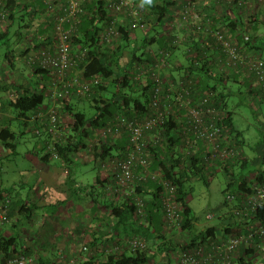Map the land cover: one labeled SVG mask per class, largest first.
Masks as SVG:
<instances>
[{
	"label": "trees",
	"instance_id": "obj_1",
	"mask_svg": "<svg viewBox=\"0 0 264 264\" xmlns=\"http://www.w3.org/2000/svg\"><path fill=\"white\" fill-rule=\"evenodd\" d=\"M35 1L37 7L34 5L32 7L25 0H0L1 3L5 4L4 9L7 11L4 19L1 18L0 14V27H8V29L0 30V40L9 41L10 28L19 17L24 19L25 16H29V21L15 30L14 33L18 37L23 34L21 28L31 27V18L34 15L40 19L38 10L41 7L46 8V5L43 0ZM218 1L219 3L210 5L211 10L220 11L219 17L215 15L217 24L221 22L230 33L236 34L239 38H242L243 34H249L250 40L247 44L262 50L264 42L259 39L260 34L257 35L248 25L261 23L264 26V8L261 11L256 10L260 14L259 16H251L248 21H244L238 15L237 6L235 9L230 8L232 10L228 12L227 10L232 7V4L227 0ZM105 2L106 0H85L83 2L79 28L71 39L76 49L82 48L87 51L86 58L81 61L84 76L99 75L101 76V82L89 94L81 97L82 99L79 102L63 100L59 103V108L64 115L69 116L70 121L65 131L66 141L64 144H59L57 148L58 158L53 157L47 151L46 142L50 136H46L43 146L37 152L44 161L51 158L55 160L62 159L68 163L71 162V156L80 150H87L99 159L122 155L128 146L127 140L123 139L125 133L117 137L108 134L103 138L99 131L105 128L107 124L114 122L119 114L135 118L153 112L151 100L153 82L150 74L140 78H137V74L140 70L139 67L145 69L156 61V54L154 53L156 48H171V57L164 69L165 75L177 78L186 73L197 74V91L193 92V98L195 99L197 95L205 91L214 93L215 102L218 105L221 104L226 110L223 120L224 134L242 153L238 159L232 161L217 160L208 164L204 155L210 143L199 140V148L188 159H184V146L179 130L181 122L184 120L185 111L182 109L176 108L174 113L179 116L175 117L171 113L165 124L159 127L157 131L159 132V140L155 144H150L149 147L150 168L152 171H161L166 179L176 184V200L181 207L182 214L180 228L182 231H191L194 227L195 218L193 209L188 202L187 179L198 176L206 180L205 172L212 175L216 171L222 170L229 179L226 191L233 185L234 180L238 181V189L235 193L237 199H240L241 193L251 188L255 183L264 186V125L261 138L253 147L255 153L250 156L243 149L244 139L241 131L235 126L228 102V95L231 93V90H228L230 81L239 85L244 84L246 81L243 83L244 80H241L238 75L223 76L218 73H210V69L206 68L205 64H197L202 56L200 50L195 48L199 38L194 37L193 34L187 33L184 35L183 25L180 28L175 24L171 25L172 27H165V18L167 15H171L175 9L174 0L141 1V4H143L141 5L143 9L142 20L147 23L148 28L144 31L135 30L131 29L129 25L121 23L118 25L121 35L112 45L104 44L101 38V31L109 24L112 15ZM46 19L48 20L46 26L48 24L47 27H51L52 18L51 20ZM44 27H37L35 32L44 35L55 33L54 29L48 32V30L45 31L46 28L44 29ZM36 33H32V36H35ZM49 39L50 37L47 36L48 41ZM175 41L178 42L177 45H174ZM37 44L41 46L43 42ZM181 48H183L182 51H180ZM18 52H15L11 59L6 56V63L12 67V62L17 55L22 58L24 65L29 69V73L32 71L37 75H47V70L38 67L36 64H33V66L27 65L22 56L25 53ZM177 52L178 59H176ZM174 72L179 75L174 76ZM26 77L27 82L22 80L8 83L0 82V110L2 113L5 111L0 127V144L4 149L15 150L19 137L24 133L11 128L13 121H19L24 127H29L32 112L46 103L45 90L47 86L44 85L45 89L40 90L37 86L41 84L37 80L30 79L29 75ZM251 78L255 79L254 77ZM253 83V80L248 79V83L242 86H245L250 93L254 94L256 100L261 104L264 102V87L254 86ZM3 92L5 95L2 97L1 93ZM80 103L83 105L88 104L89 108L95 111L91 113L85 108H80ZM253 106L256 111L259 110L256 103ZM163 190L164 187L160 182V177H147L146 179L137 180L136 192L144 197L146 205V213L143 218L137 215L136 203L132 195L117 196L119 201L110 205L111 224L109 231L111 232L110 235H113L111 240H113L114 235V239L117 237L120 240L128 237L126 243L120 241L119 248L110 251H107L109 244H106L102 247L99 255L84 252L83 258L77 260L76 264H150L158 255L165 258L166 264H174L175 260L172 256L183 249H191L209 236L217 235L214 232V227H208L194 235L190 241L174 236L178 234L177 229L172 230L168 237L166 232L163 231L166 226L161 202ZM11 192V188L0 187V200L5 197L11 199L9 214L14 217L18 212L17 208H21L22 205L18 199L14 200L12 198ZM230 217L231 220L228 223L230 225L225 228L226 234L239 233L235 229L239 227L240 222L232 213ZM253 219L254 221H261L264 225V203L256 209ZM18 233L5 235L0 232V264L5 263L11 256L22 252L32 255L22 244L20 245V233ZM132 235L144 237L148 242L147 248L133 250L129 241ZM93 242L96 244L95 241ZM239 248L236 263L255 264L253 263V249L245 246ZM34 257L37 258V264H43L42 259H40V262L38 256L35 255Z\"/></svg>",
	"mask_w": 264,
	"mask_h": 264
},
{
	"label": "built area",
	"instance_id": "obj_2",
	"mask_svg": "<svg viewBox=\"0 0 264 264\" xmlns=\"http://www.w3.org/2000/svg\"><path fill=\"white\" fill-rule=\"evenodd\" d=\"M46 12L40 19L48 21L52 18L54 34L26 37L23 43L18 42L17 53L23 52V59L29 66L36 64L47 70L50 75L45 90L48 102L35 109L30 118L32 130L37 136H50L46 142L47 151L58 158V145L66 141L65 131L70 121L59 108L63 100H72L89 94L101 82V76L85 77L81 69V61L87 56L86 49H76L71 41L79 28L80 16L85 0H43ZM143 0H106L105 5L112 13L109 24L101 31L104 44H113L120 35L119 24L129 25L131 29L146 30L147 23L142 20L143 9L139 2ZM232 7L249 9L250 16H257L260 7L264 8V0H227ZM219 3L218 0H181L178 7L165 18V27L183 25L184 35L193 34L199 38L196 49L202 54L197 64L206 65L210 73L223 76L238 75L241 80L246 77L253 80L254 86L264 87V58L261 50L248 45L249 34L239 38L230 33L221 22L217 24L216 17L220 11L211 10L210 5ZM5 4L0 2L1 18L6 17ZM232 8V9H230ZM226 12V11H225ZM216 15V17H215ZM215 17V18H214ZM37 18V17H36ZM1 19V20H3ZM51 30H48L50 32ZM36 36V37H37ZM47 36L50 37L49 41ZM46 39V40H45ZM179 40V38H178ZM45 43V44H44ZM177 41L174 45H177ZM171 48H157L154 50L156 61L143 69L139 67L137 78L150 74L152 79V107L153 112L143 117L129 118L123 114L107 124L99 131L101 137L108 134L114 137L125 133L123 139L128 146L122 155L109 156L100 160V167L110 172L113 184L109 190L115 196L132 195L136 203L137 215L145 217L146 205L144 197L136 192L137 180L147 177H160L163 184L162 210L166 222V231L179 229L182 222L181 207L176 200L177 186L166 179L161 171L150 168V144L159 140V127L167 121L176 108L184 110L179 128L183 141V158L199 148L198 141L210 143L204 158L208 164L217 160L232 161L238 159L242 153L225 136L223 120L226 110L215 102L214 93L205 91L193 98L197 91V74L186 73L177 78L165 75L171 57ZM254 77L255 79L251 78ZM40 90L44 85L37 86ZM3 114L0 110V127ZM179 121V119H178ZM226 201L235 203L232 214L240 222L235 231L239 233H225L224 235L209 236L191 249H183L172 256L174 264H237L236 259L241 246L253 249V263L264 264V225L261 221H254L253 214L264 203V186L254 184L241 193L240 199L236 195L227 193ZM11 199L5 197L0 200V229L10 223L13 217L9 214ZM210 214L209 217H213ZM241 227V228H240ZM130 247L133 250H144L148 246L147 240L140 235H132ZM119 248L116 244H109L107 251ZM82 252H89L88 246L82 244ZM2 264H37V258L25 252L11 256Z\"/></svg>",
	"mask_w": 264,
	"mask_h": 264
},
{
	"label": "crops",
	"instance_id": "obj_3",
	"mask_svg": "<svg viewBox=\"0 0 264 264\" xmlns=\"http://www.w3.org/2000/svg\"><path fill=\"white\" fill-rule=\"evenodd\" d=\"M174 1L176 9L181 0ZM25 2L30 3L32 7H37L35 0H25ZM139 3L141 4V2ZM262 9V7L259 8L260 11ZM236 10L244 21H248V18L251 17L247 12L249 9L240 6ZM38 11L40 17V13L44 15L46 8L41 7ZM259 15L257 14V16ZM248 26L257 35L260 34L259 39L264 42V26L261 23H252ZM182 50L183 48L180 49V51ZM261 51L264 55V46ZM178 52L176 59H178ZM174 76H178V74L175 73ZM29 77L39 81V76L32 71L29 73ZM248 79L250 78L246 77L243 83L246 82L242 85H246ZM49 80L51 79L49 78ZM74 99L75 101L71 102H79L82 98ZM45 139L46 136L39 137L35 145L29 147L25 146L26 138L21 136L15 150L4 149L0 144V187L11 188L12 191L15 188L23 192L17 191L19 193L17 199L21 202L22 207L17 208L16 215L10 223L3 225L0 232L5 235L15 232L25 235L23 246L31 254L34 253L38 256L39 261L42 259L43 264H58L51 260L55 255L54 249L57 247L58 249L63 248L62 252H65V249L68 252L64 253L66 258L59 264H76V261L83 258V254H85L79 250L81 240L84 245H88L90 248L86 253L93 255L101 254V249L106 244L119 246L120 241L126 243L128 237L120 240L117 237L114 239V235L111 240L113 235H110L111 232L108 230L110 205L119 199L109 190L110 172L100 167L101 159L96 158L93 153L87 150H80L82 155L78 157L77 165H89L91 162L92 166L94 163L95 167L93 168H95L96 176L95 182L88 174H85L84 180H78L76 167H73L72 164L73 159L68 163L62 159L50 158L48 161H44L40 158L37 150L43 146ZM12 176H17V181L10 182ZM5 178L9 183L8 187L4 186ZM228 223L222 222L219 227L214 225L210 227L215 228V234L224 235L225 228L230 225ZM163 231L167 236L171 233V231H166V226ZM27 234L28 236H26ZM26 238L31 241L30 244L26 243ZM45 240L49 241L48 244L42 243Z\"/></svg>",
	"mask_w": 264,
	"mask_h": 264
},
{
	"label": "rangeland",
	"instance_id": "obj_4",
	"mask_svg": "<svg viewBox=\"0 0 264 264\" xmlns=\"http://www.w3.org/2000/svg\"><path fill=\"white\" fill-rule=\"evenodd\" d=\"M43 16V14L41 13ZM29 21V16H25L24 19H21L19 17L17 20H15L14 25L10 28V35H9V41L7 40H0V82L2 83H8L13 82L15 80H22L24 82H27L28 79L26 76L27 73H29V69L26 65H24L22 58L15 56V60L12 62V67L10 64L6 63V56L9 57V59L12 58L16 50V46L18 44L17 41L23 43V40L26 37L32 36V33H36L35 30L37 27L45 26L44 29L46 30H52V27H47L46 23L47 21L44 19L31 18V27L29 28H21V31L23 34L21 37H18L15 35V30L17 28H20L21 25H24ZM1 29H8L1 28ZM139 33V31H137ZM38 33L35 34V38L37 42H39ZM37 36V37H36ZM264 58V55H263ZM24 61L26 62V58H24ZM37 75V74H36ZM179 75V74H178ZM7 76V77H6ZM39 76V83L41 85L47 86V80H49L50 75L47 73V75L38 74ZM34 80V79H33ZM36 80V79H35ZM228 90H231L230 95H228V102H229V110L232 112L233 121L235 123V126L238 130L242 133V138L244 139V151L249 154L250 156L254 155L253 147L257 144L259 139L262 135L263 125H264V102L259 104V102L254 97V94L250 93L249 90L242 85L237 84L236 82L230 81ZM5 93H1V96L3 97ZM48 98L46 97L47 102ZM72 101H75V99H72ZM256 103V105L259 107V110L256 111L253 104ZM80 108H85L87 111L93 113V109L89 108L88 104L83 105L82 103L79 104ZM2 112V111H1ZM5 112V111H4ZM4 112L2 114H4ZM6 115V114H5ZM13 130H19L23 131L24 133L22 136L26 138L25 146L32 147L35 145V142L38 138V136L34 133L32 130V124L30 123L29 127H24L20 124L18 121H13L11 125ZM27 129V131H24ZM82 155V152H76L74 155L71 156L73 167H76V178L78 180H84L85 174H88V176L95 182V164L93 163L91 166V162L89 165H82L78 166L77 161L78 157ZM205 179H202L198 176L191 177L190 179L186 180V188L188 190V202L189 205L193 209V216L195 218L194 221V227L190 230H183L181 228L177 229L178 234H175L174 236L181 238L183 240H191L194 235H196L201 230L208 228L210 226L219 227L222 222H229L231 220V212L233 205L235 203V200L233 201H226V194L229 192L231 194L236 193V190L238 189V181L234 180L233 185L227 190L228 185V178L224 171L218 170L214 174L210 175L207 172H205ZM12 180L10 182L17 181V176H12ZM7 179L5 178L4 186L8 187ZM108 184L111 186L113 184L112 179H108ZM17 191L20 193L21 190H16L15 188L12 191V198L15 200L17 199ZM14 206V205H13ZM210 214H213V217H209ZM110 219V218H109ZM111 220L109 221V228H110ZM109 230V229H108ZM19 234V233H18ZM22 234V233H21ZM20 235V245H23V238L25 235ZM28 236V234L26 235ZM27 239V238H26ZM30 240H26V243L30 244ZM49 241L45 240L42 241V243L48 244ZM82 240L80 242V251H81V245ZM63 248H55L54 249V256L52 257L53 262H58V264L64 260L66 257L64 255L67 254V249H65V252H62ZM35 256V254H32ZM41 255H43L41 253ZM163 261V263H162ZM174 263V262H173ZM150 264H166L165 258L163 256L158 255L156 258H154Z\"/></svg>",
	"mask_w": 264,
	"mask_h": 264
}]
</instances>
